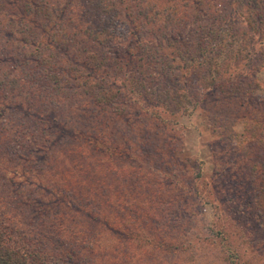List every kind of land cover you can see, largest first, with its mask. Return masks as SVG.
Wrapping results in <instances>:
<instances>
[{"label":"rangeland","instance_id":"rangeland-1","mask_svg":"<svg viewBox=\"0 0 264 264\" xmlns=\"http://www.w3.org/2000/svg\"><path fill=\"white\" fill-rule=\"evenodd\" d=\"M45 1L52 17L60 19L89 0ZM205 1L210 6L199 0H170L177 10L188 8L176 17L174 42L168 44L156 35L155 45L163 50L177 47V54L178 48L183 53L188 47L187 59L199 60L197 53L192 54L196 37L206 41L214 30L220 34L219 9L213 11L212 0ZM216 1L227 11L232 3ZM239 1L240 11L246 13L250 0ZM30 7H35V0H0V73L4 62L35 63L33 47L43 39L35 26L39 34H33L31 42L13 43L15 48L8 46L7 52L10 27L31 21L55 23L43 12L28 11ZM4 19L15 24L7 28ZM129 23L123 16L115 22L112 42L95 47L94 64L104 60L99 70L85 66L103 84L114 85L111 89L119 93L115 108L99 101L92 104L89 97L80 106L81 100L76 104L52 100L45 97L50 83L47 91L37 88L35 95H6L0 86L1 223L18 241L46 246L49 264H264V215L259 212L264 198V144L245 131L247 118L259 115L264 120V64L255 71L257 85L252 91L248 78L241 80L244 71L230 79L228 68L217 63L232 91L242 86L229 96L208 88L210 74L196 71L201 66L182 54L166 75L138 76L127 55L133 45ZM142 26L146 34L149 24ZM220 35L230 40L225 32ZM78 38L83 39V54L74 43L56 45V51L44 56L43 73L56 71L62 79L70 75L67 63L82 67L84 55L95 43L81 34ZM211 41L218 50L217 38ZM244 56V70L254 68L249 67L250 57ZM227 60L231 72L242 69L232 59L222 62ZM194 91L203 95L192 96ZM178 93L180 100H173ZM77 132L88 133L92 143L111 141L120 155L111 162L107 149L99 152L73 141L71 135ZM61 225L67 237L74 229L73 236L78 233L82 245L64 242L62 231L60 235L55 231ZM234 247L239 258L233 260L228 252ZM65 248L75 250L71 258L64 254Z\"/></svg>","mask_w":264,"mask_h":264},{"label":"trees","instance_id":"trees-1","mask_svg":"<svg viewBox=\"0 0 264 264\" xmlns=\"http://www.w3.org/2000/svg\"><path fill=\"white\" fill-rule=\"evenodd\" d=\"M126 1L127 0H89L86 4H78L75 10L70 11V14L63 15L60 19H55L51 15V6L49 2L45 0H35V7L32 9L30 7L27 10H33L36 15H41L43 12L47 18H53L55 23L48 26L46 23H39L36 25V23L34 24L31 21L30 24L25 23L22 24V26L14 25L10 27L9 39L6 38L7 45L4 47L7 52L9 50L8 46L13 47V43L21 45L24 42H31V39L34 38L33 34H39L38 29L41 30L43 39L36 40V46L33 47L36 53L37 51L39 52L37 54L35 53L37 56H34L35 63L31 64L27 61L26 63L20 62L13 63V65H6L4 62V73H0V75H2L0 76V86L4 89V94L26 93L27 95V93H29L35 95L37 88L45 89L43 92L47 91V87L45 86L50 83V91L46 92L45 97L49 96L52 100L58 98L59 101H64V104H76V101L81 100L79 103H82L83 98L89 97L92 100V104H96L99 101L103 102L105 107L111 106L115 108L117 105L116 94L119 93L111 89L114 85L110 83L108 86L107 82L103 84L102 79L95 78L94 75H91L88 68L92 67L91 69L95 70V68L98 67L99 70L102 67L104 63L103 59L99 60L97 65L94 64L98 59V53L95 51V47L97 45L105 46L112 42L115 22L121 21L123 16H126L127 20L130 21L129 24L132 23L129 32L133 45L132 49L127 52V55L130 60H134L136 72L134 74L138 76L139 74L148 76L157 73L159 76H163L174 68L176 65L175 59H178V54H182L181 57L187 59L184 53H187L189 50L188 47L185 48L183 53L181 49L178 48L180 53L177 54V47L175 48L172 46V49L169 50V47H171V45H169L166 50H163V47L161 45H155L154 41L156 35H159L161 39L168 41V44H170L169 42L171 41L174 42V32H177L174 28V22L177 20L176 17L186 12L188 7H185L183 11L180 6L181 8L177 10L176 5L169 4L170 0H128L129 3L127 2V4H124ZM239 2V0H232L227 11L225 7L218 8L215 5L217 1L212 0L213 11L219 9V20L216 19V22H218L220 34L221 32H225L230 40L228 41V37H226L227 40L225 41V39L221 38L219 32L215 30V35L209 39L207 38L206 41H203L202 36L196 37V40L192 42V54L195 55L197 53L199 60L196 61L193 58L187 59L188 61L194 60L197 62L196 64H198V66H201L200 69H195L196 71L201 72V70L205 69V71L210 74V76L207 77L210 79L208 88L217 89L220 93L226 94L227 96L234 95L235 91L238 92L242 89V86L240 85L235 91H232L231 82L226 81L224 78V71H221L217 63L220 62L223 66L228 68L226 72H228V77H230V79L231 77L240 75V72L244 71L241 80L248 78V84L252 91H254L257 85L255 71L260 67L261 63L264 64V0H250L251 4L247 5L246 8L248 9H246V13L240 11L241 8L243 9V5ZM199 3H208L210 6V3L205 0H199ZM29 4L32 5L31 3ZM233 4H236V7L233 6ZM187 5H189V3L185 4V6ZM133 22L136 23V26ZM144 22L149 24L147 31H145L146 34H143L142 25ZM11 24L15 23L4 19V26L9 28L8 25ZM35 26L38 29H35ZM79 34L84 35V37H87L90 41L95 43L94 48L89 50L87 55H84V66L82 65V67H80L76 64L67 63L65 67L70 75H63L61 77L62 79L58 77L60 73H56V71L43 73L41 66L44 64L43 60L46 52L51 50L50 52L52 53L56 51V45L66 44L68 42L76 44L77 49H80L83 39L81 40L78 38ZM212 38H217L216 43L219 44V48L218 50L216 49V51L213 49L214 44L211 41ZM224 48H227L226 55L221 57L220 52L224 50ZM84 49V47L81 48L79 52L83 54ZM244 55H247L248 58L250 57L251 63L249 67L254 66V68L244 70L245 68L241 63L242 57H245ZM227 58L232 59L234 66L237 68L241 66L242 69L238 70V72H231L228 60L226 64L222 62ZM85 66H88V68ZM179 67H175L176 71H182ZM62 82L67 83L70 88L66 89L62 85ZM98 85H102V89H97ZM105 86H108L107 89ZM252 93L253 92L249 93V97L252 96ZM167 94L170 96L169 92H167ZM193 94L192 96H200L201 94L203 95V92H195ZM180 95L181 94L178 93L177 96L172 99L175 101L180 100V98H178ZM60 98H62V100H60ZM81 103L78 106H80ZM30 104L32 105L34 102ZM61 126L59 127L63 130L64 125ZM245 131L246 134L250 136L256 134L258 138H256L255 141H260L261 144H264V120L261 119L259 115L253 118H247L245 121ZM71 138H75L73 141H78L82 145L87 144L96 147L98 150L107 149V155L111 162L115 160L117 155H120L118 154L119 147L116 144L109 141L110 145H105L99 139H95L96 143H92L93 138H90L88 133L83 132L79 134L77 132V134H72ZM85 139H88V141ZM99 152H101V150ZM235 166L234 170L236 169ZM260 185H263V182H261ZM188 193L190 194V191H188ZM249 203L250 201L248 200L247 204ZM259 208V212L264 215V198L262 207ZM247 209L249 212L250 208L247 207ZM11 231L12 230L8 228L7 225L0 221V264H49L48 258H51V256L46 246L39 245L37 247L32 246V244L27 241H18L12 236ZM55 231H59V235L62 231L61 238L64 242L71 243V241H74L76 246L82 245V242H78L80 239L79 234L77 233L76 237L73 236L74 229H70L71 235L68 237L62 225L57 227ZM253 245L255 244L252 242L249 246L252 248ZM63 252L68 258H71L75 250H67L65 248ZM228 253V256H231L233 260L239 258V253L235 247L232 248V250L229 249Z\"/></svg>","mask_w":264,"mask_h":264}]
</instances>
